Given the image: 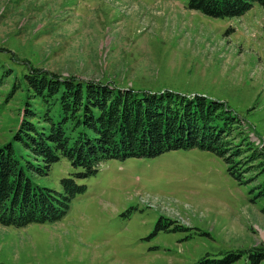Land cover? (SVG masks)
I'll return each mask as SVG.
<instances>
[{"label": "rangeland", "instance_id": "374dc122", "mask_svg": "<svg viewBox=\"0 0 264 264\" xmlns=\"http://www.w3.org/2000/svg\"><path fill=\"white\" fill-rule=\"evenodd\" d=\"M31 67L204 95L227 104L248 139H235L243 148L229 161L201 148L106 160L76 178L85 191L60 220L0 224V264H195L227 251L239 254L231 264H254L249 254L264 250L263 6L221 18L187 0H0V145ZM77 170L61 158L28 174L61 191Z\"/></svg>", "mask_w": 264, "mask_h": 264}, {"label": "trees", "instance_id": "16d2710c", "mask_svg": "<svg viewBox=\"0 0 264 264\" xmlns=\"http://www.w3.org/2000/svg\"><path fill=\"white\" fill-rule=\"evenodd\" d=\"M253 2L264 7V0H187V7L222 18L242 15ZM19 83L24 100L18 124L0 145V224L5 226L60 220L85 191L76 178L94 175L108 159L201 148L229 161L243 148L235 139H248L233 110L204 95L117 88L34 67ZM61 158L78 169L60 179L61 191L33 182L29 171L46 174ZM238 256L227 251L221 259L206 255L195 264H231ZM249 258L258 264L264 250Z\"/></svg>", "mask_w": 264, "mask_h": 264}]
</instances>
